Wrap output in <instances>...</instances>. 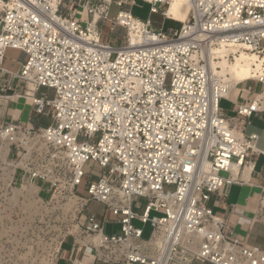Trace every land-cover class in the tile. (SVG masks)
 <instances>
[{"label":"built area","instance_id":"2783aa9c","mask_svg":"<svg viewBox=\"0 0 264 264\" xmlns=\"http://www.w3.org/2000/svg\"><path fill=\"white\" fill-rule=\"evenodd\" d=\"M136 1L0 0L3 264H57L68 238L95 261L264 264V250L209 205L262 152L246 129L264 112V64L231 87L212 63L264 54V0H190L183 21L168 15L172 0H142L180 23L176 35L135 18ZM112 4L119 10L109 17ZM106 24L124 30L119 44L103 41ZM7 48L25 56L18 72L3 67ZM226 90L237 96L232 114L220 106L233 100ZM20 99L50 123L6 120ZM88 162L100 174L82 196ZM91 200L114 219L84 213ZM263 200L264 188L252 221L264 223Z\"/></svg>","mask_w":264,"mask_h":264},{"label":"crops","instance_id":"0c3cea01","mask_svg":"<svg viewBox=\"0 0 264 264\" xmlns=\"http://www.w3.org/2000/svg\"><path fill=\"white\" fill-rule=\"evenodd\" d=\"M20 53L24 61L25 56L21 51ZM23 61H18L19 65ZM5 69L9 70L7 67ZM246 83L258 86L254 81H247ZM13 109L17 110L18 108L13 107ZM19 110V118L21 119L22 111L21 109ZM5 118L6 120H12L6 115ZM39 118L40 116H35L30 112L26 122L32 123L33 126H41L38 124ZM246 131L247 133L257 134L256 145L262 152L254 156L255 164L251 170L244 169L240 171L239 182L229 186L227 195L222 200H219V197L213 194L209 205L218 216L225 217L232 224L237 235L245 237L250 245L264 250V223L252 221L264 188V112L255 113L251 116L250 125L247 126ZM216 201H218L217 204H215ZM251 238L252 241H250ZM68 242L69 247H64L65 242L62 244L57 264H123L121 262L95 261L89 248L72 245L71 238H68ZM192 264L210 263L194 261Z\"/></svg>","mask_w":264,"mask_h":264},{"label":"rangeland","instance_id":"374dc122","mask_svg":"<svg viewBox=\"0 0 264 264\" xmlns=\"http://www.w3.org/2000/svg\"><path fill=\"white\" fill-rule=\"evenodd\" d=\"M149 7L150 5L145 3L142 0H137L136 4L132 7L131 13L132 15L140 20H146L147 18H150L152 21V28L157 29L159 27H162L163 31L166 33H173L174 35L177 34L179 28H180V23L177 21H171L168 19H163L160 14H150L149 13ZM119 10V6L112 4L110 6L108 15L109 17H113L117 14ZM120 35H124V30L123 29H118L116 31L111 32L109 30L108 24L105 26H102V39L103 41H107L110 43H120ZM18 61H23V56L21 55L20 51L13 49V48H7L5 50V59L3 63V67H7L11 71H18L20 69V65ZM243 85H249V83H243ZM258 88V86H256ZM47 92L46 88H40L39 93H45ZM47 96L50 98L52 97V90L47 92ZM233 100H228V99H222L220 101V106L221 108L227 113V114H232V107L237 99L236 94L232 97ZM13 107H17V110H14ZM22 111V116L21 119L19 118V112L20 110ZM30 114V106L24 102L23 99H20L18 101L12 102L8 108V112L6 116L8 118H11L12 120H21L23 124L26 123V120L28 119V116ZM50 123V118L46 116H40L38 120V124L41 126H47ZM28 126L33 128V124L28 122ZM86 172V176L83 178V181L81 185L78 186L77 188V193L86 196V186L88 181L91 179H95L98 177L100 174V167L98 166L97 163L94 162H88V164L84 168ZM138 204L139 207H136L135 205ZM146 204V198L144 197H139V198H134L133 201V209L134 211L141 213L144 206ZM84 213H92L96 216L98 221H101L103 217H105L107 220H113L114 216L109 212L104 213V207L103 205L96 201V200H91L87 207L84 210ZM135 225L142 226L141 223L134 222ZM117 227V226H116ZM143 236L147 237L148 234L150 233V225L145 224L143 226ZM252 241V238L250 239ZM64 247H69V242L68 239L65 241ZM0 264H3L2 261H0Z\"/></svg>","mask_w":264,"mask_h":264},{"label":"bare ground","instance_id":"6f19581e","mask_svg":"<svg viewBox=\"0 0 264 264\" xmlns=\"http://www.w3.org/2000/svg\"><path fill=\"white\" fill-rule=\"evenodd\" d=\"M190 0H172L167 9L168 15L174 20L183 21L187 17L190 8ZM260 64H264V54L262 56L247 54L241 52L232 62H225L221 60L217 63H212L213 73L223 78L225 82H229L231 87L239 82L251 78L252 74L259 70ZM223 95L233 97L235 91L226 90ZM264 204V200H263Z\"/></svg>","mask_w":264,"mask_h":264}]
</instances>
